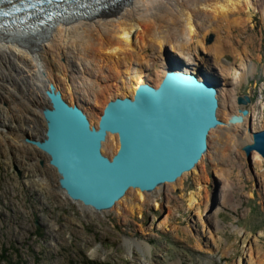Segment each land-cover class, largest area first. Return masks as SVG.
I'll list each match as a JSON object with an SVG mask.
<instances>
[{"label": "rangeland", "instance_id": "obj_1", "mask_svg": "<svg viewBox=\"0 0 264 264\" xmlns=\"http://www.w3.org/2000/svg\"><path fill=\"white\" fill-rule=\"evenodd\" d=\"M152 7L145 15L157 13ZM255 8L249 20L242 17L247 20L244 27L228 30L211 26L204 29L203 36L188 41L187 32L178 27L179 37L173 30L172 36L164 33L169 42L164 52L150 43L137 56L149 82L162 78L164 64L180 68L187 59L200 64L203 76L215 82L224 77L225 86L220 87L217 81L221 126L226 123V115L247 110L242 127L230 128L223 138L218 137L217 128L209 132V154L203 155V165L194 168L197 175L187 172L180 181L166 183L157 192L130 189L112 209L90 212L82 203L83 207L63 195L56 169L53 173L48 155L34 144L45 135V107L34 115L36 133L24 129L18 146L12 141L9 148L0 138V264H247L249 259L253 264H264V159L255 151L249 156L243 151L251 143L248 138L252 133L264 130V16ZM228 35L232 38L217 57L213 48ZM103 59L101 55V62L96 60L100 65L94 63L96 69L103 66V73L95 74L100 75L98 86L103 88V93L97 92L94 97L100 104L70 103L82 108L96 127L102 103L131 97L120 83L129 72L121 63L114 72L112 62L102 65ZM250 61L255 71L242 78L246 72L240 64ZM135 64L131 69L139 68ZM209 66L214 76L206 72ZM241 98H248L249 103L239 105ZM113 142L114 137L103 145L104 155L112 157L116 153ZM254 153L260 159L254 158ZM43 174L46 181L42 190L26 182ZM192 194L197 204L190 207ZM136 241L149 250L142 251Z\"/></svg>", "mask_w": 264, "mask_h": 264}, {"label": "bare ground", "instance_id": "obj_2", "mask_svg": "<svg viewBox=\"0 0 264 264\" xmlns=\"http://www.w3.org/2000/svg\"><path fill=\"white\" fill-rule=\"evenodd\" d=\"M72 1L71 3L70 0H64L58 6H55V2H50L51 10L42 11V13L38 10V17L30 12V14H21L19 16L22 18L21 22L17 23L14 29L3 27V23H0V138L4 139L2 141H5V145L9 148L8 142L13 141L14 144L19 145V141L21 142V138L24 136V129L36 133L37 121L34 115L37 114V111L40 113L44 107L51 106L47 92L51 90L52 86L62 94L68 104L75 101L85 105L100 104L96 100L97 97H94L97 92L103 93V88L98 86L100 75L96 76L95 74L103 73L101 70L103 66H98L99 68L96 69L94 63L100 65L98 62H101V55L105 58L102 60V65L112 62L110 68L115 72L118 66H122L121 63L127 73L129 72L128 76L123 78L120 83L121 89L132 97L140 85L149 82L146 80L148 76H145V71L140 69L141 63L138 60L140 57L137 56L150 43H154L155 46L160 47L161 52H164L163 48L169 43L168 37L164 33L170 36L174 32L176 37H179L177 29L181 27L187 32L185 40L188 41L193 40L194 37L203 36L204 29L211 26L228 30L236 26L244 27L245 22L252 17V10H256L255 7L260 15L264 16V0H167L165 3L156 0L152 4H141L140 2L144 0H140L138 3L137 0ZM23 3V10H26L27 5L32 2L24 0ZM150 6H153L154 12L157 13H152L151 16L145 15L146 12L152 11ZM145 8L148 11H145ZM244 16L247 17L246 21L242 19ZM170 25L177 28L170 29ZM229 38L231 39L232 36L228 35L225 41H217L218 45L213 48L214 55L218 57V54L228 45L226 42ZM199 45L202 46L201 41H199ZM161 58L163 59V57ZM187 60L185 65L183 67L181 65L180 68H173L171 64H164V66L166 69H184L185 72L203 78L200 64L195 65L192 60ZM250 62L251 64H240L246 72L242 78L255 71L253 61ZM132 63L138 64L139 68L131 69ZM206 70L212 74V66L207 67ZM224 80V77L221 82L217 79L220 82V87L227 84ZM236 80L241 82L239 77ZM212 81L217 87L219 100L220 87L217 81L215 82L213 79ZM159 82L160 79L152 83L157 85ZM84 93L86 96H83ZM228 96L230 107L233 108L232 97ZM106 104L107 102L101 104L103 109ZM219 107H221L220 104ZM239 111L236 110L235 115L240 114ZM231 115L234 114L226 115L224 125L217 126L218 137L226 136L232 127L245 125V119H247L245 116L242 123L230 124L228 120ZM89 122L94 124L92 120ZM36 135L38 138L42 137V133ZM112 137L115 138V143L113 142L115 150H118L117 136L108 134L106 140L102 142L101 151L103 145H106L108 139ZM43 139L44 137L38 141ZM249 140L252 143V137L248 138ZM245 143L248 142L244 141L243 144ZM206 153L209 154V150ZM253 157L260 159L257 153H254ZM198 164L199 166L204 164L202 158ZM31 167L32 171L36 173L37 170L34 169V166ZM51 167L54 173L55 169L52 165ZM26 172L25 169L23 174L26 175ZM191 172L197 175L194 168ZM43 176L44 174L41 175V178L35 176L32 180L25 177L31 188L38 189L39 187L42 190L41 186H44V181H46ZM182 176L176 181H180ZM159 187H156L153 192H157ZM61 190L67 197L65 190ZM139 192L141 191L139 190ZM118 201L113 207L119 204ZM82 204L78 202L79 206ZM196 204V197L193 194L190 195L189 206L193 207ZM129 206L133 207L132 203ZM84 208L90 212L96 211L89 206ZM136 242L142 251L149 250L146 244ZM247 264L253 263L249 259Z\"/></svg>", "mask_w": 264, "mask_h": 264}, {"label": "water", "instance_id": "obj_3", "mask_svg": "<svg viewBox=\"0 0 264 264\" xmlns=\"http://www.w3.org/2000/svg\"><path fill=\"white\" fill-rule=\"evenodd\" d=\"M217 95L212 79L166 69L157 85L144 82L132 97L109 101L96 127L52 86L47 92L51 106L42 112L44 139L34 144L49 156L69 198L106 211L130 188L150 193L197 166L208 150L209 132L221 124ZM248 103V98L239 100V105ZM239 113L229 123H242L248 112ZM108 134L119 142L112 157L101 151ZM243 151L264 159V130L252 133Z\"/></svg>", "mask_w": 264, "mask_h": 264}]
</instances>
